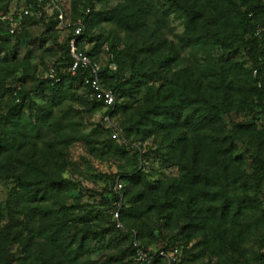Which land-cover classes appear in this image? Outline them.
I'll return each mask as SVG.
<instances>
[{
	"label": "trees",
	"instance_id": "obj_1",
	"mask_svg": "<svg viewBox=\"0 0 264 264\" xmlns=\"http://www.w3.org/2000/svg\"><path fill=\"white\" fill-rule=\"evenodd\" d=\"M13 1L24 5L11 33L2 16ZM59 2L0 0V183L7 187L0 264H147L134 260V238L144 249L157 239L159 250L195 248L217 264H264V0H71L62 29ZM170 15L183 24L176 42L162 39ZM77 20L75 48L100 64L101 82L114 93L107 109L80 72L68 71ZM100 22L135 37L120 47L114 35L96 33ZM37 24L43 30L33 37L27 28ZM39 49L52 59L43 66L53 77L39 73ZM98 111L109 115L117 139L102 122L81 130V114ZM149 140L155 145L143 150ZM75 143L99 160H123L112 179L122 182L119 191L111 185L109 196L92 202L67 196L77 187L65 176ZM170 166L176 175L153 179ZM113 236L127 245L104 247ZM162 261L156 255L149 264Z\"/></svg>",
	"mask_w": 264,
	"mask_h": 264
},
{
	"label": "rangeland",
	"instance_id": "obj_2",
	"mask_svg": "<svg viewBox=\"0 0 264 264\" xmlns=\"http://www.w3.org/2000/svg\"><path fill=\"white\" fill-rule=\"evenodd\" d=\"M23 3L22 1H13L10 4V13H14L15 14V22L13 23L12 26H10L9 32H18L20 29V14L19 11L20 9L23 7ZM59 5L61 7V9L64 11L65 14V19L63 21V24L58 26L59 29H62V27H64L63 25H67L71 23V14H72V8H71V0H60ZM102 6L96 5L95 8L96 9H100ZM14 11V12H12ZM46 15H50L52 13L51 8H47L46 9ZM9 14V13H8ZM100 29L96 30V33L98 32H102L104 35L111 37L112 35H114L117 39L120 40L119 44L120 47L123 46L124 42H128L130 39L134 38L135 35H131L130 33H127L123 30H121L120 28H118L117 26L111 24V23H107V22H100ZM166 26H163L161 29L164 33L162 39H166V41H175L176 42V38L175 35H177L178 33H180L183 30V24H181L180 20L175 18L173 15H170L168 17V19L166 20ZM30 31V34L33 37H38L41 33V31L43 30L42 25H32L31 27L27 28ZM62 31L61 33L64 32V30H59ZM92 46V43H86L85 44V49H89ZM35 46H31V49H34ZM106 49L107 46L106 44H104L101 52L99 53L100 56V61L102 63V65L104 63H106L107 61V57L108 55L106 54ZM24 53V49H21L20 51V55H22ZM35 55L37 54H41V56L44 57L43 62H39V73L43 74L45 73V75H48V69H44L43 65H47L48 68L50 65V61H52V59L50 58L48 53L43 52V50L39 49L33 52ZM242 56H244V53H242ZM33 61L38 62V58H33ZM247 65L249 64L248 62H246ZM44 75V74H43ZM82 118H79V121L83 124L84 126L81 127V130L83 132H89V130L91 129V125L94 123H98V122H102V111H98L96 113H93L92 115H90L89 113H84L81 114ZM233 117V116H232ZM227 118V117H226ZM236 120H239L240 117H233ZM92 123V124H91ZM103 123V122H102ZM239 144V153H244V151L246 150L247 146L243 143H238ZM145 145H149L151 147H153L155 145V143H152L151 140H149L146 144H144L142 146V149H145ZM250 147L248 148V150H253V148L251 147L252 145H249ZM68 157L70 162V172L65 173V176H70L71 179H73L74 181H76L77 187L75 190H72L71 192L67 193V196L69 197H75L78 196L79 198H81L82 200H86L89 202L92 201H99L100 199V194H104V195H108V189L109 187L112 185V187L114 188V185L112 183V179L113 176L115 177L118 173H119V166L122 164L123 160H118L117 158H109V159H102L99 160L98 158L92 157L90 156L84 145L81 143H75L74 145H71L69 150H68ZM245 156L248 158L249 157V153L246 152ZM248 160V159H247ZM249 161V160H248ZM155 169H157L159 167V164L157 162H155ZM159 170H161V168H159ZM163 172H157L156 174L153 175V179H156L158 177H164L165 175H169V176H173L177 174L176 171V167L175 166H170L167 168H164L162 170ZM117 183L121 184V188H122V182H118V180L116 179ZM115 182V183H116ZM120 188V189H121ZM6 190L7 187L5 186V184L0 183V209L3 207V202L6 196ZM119 191V190H117ZM120 205V203H117V207ZM116 209L112 210V220L115 222L116 226H118L120 229H124L121 222L118 219V215L116 214ZM121 237L117 236V238L115 236L112 237V240L109 241L107 246H104V244L100 243L98 245L99 248H94V250H92V254L93 256L97 255V252L100 251V248H110V247H114V246H118L119 244L122 245L123 247L126 246L123 242H121ZM137 241V243H139L141 246V242L140 240L134 238L133 242ZM151 244L149 245L148 248H146L147 251H150L152 253H158L159 251V247L161 246V241L159 239H157V241L154 242H150ZM246 245V246H245ZM244 249L246 251V255L247 257H252L253 254L256 251L257 248V243L255 242V238L254 240H250L248 241L247 244H245ZM104 246V247H103ZM143 247V246H142ZM182 248L178 245H175L167 250H163L166 253V257H162L165 262V264H171L174 262H178L180 260V257L183 256V260H184V264H217V260L216 259H209L207 256L204 255H198L197 254V249L193 248L190 249L188 251H186L185 253L182 252L181 250ZM174 259V261H173Z\"/></svg>",
	"mask_w": 264,
	"mask_h": 264
},
{
	"label": "built area",
	"instance_id": "obj_3",
	"mask_svg": "<svg viewBox=\"0 0 264 264\" xmlns=\"http://www.w3.org/2000/svg\"><path fill=\"white\" fill-rule=\"evenodd\" d=\"M38 1L40 2L43 0H38ZM23 14H28V10L24 9ZM59 18H60V25H62L64 21L62 13L59 14ZM2 19L7 20L8 23L12 26L13 23L15 22V14L9 13L7 15L2 16ZM73 28L74 29L72 32V39L70 40L69 43L72 60L68 67V71L71 74H76L77 72H80L82 74L83 84L88 88L90 97H95L97 100H101L105 106V109H107L109 106L114 104L115 101L114 93L110 88L104 87L101 82L100 64L92 61L85 51L75 48L76 37L81 35L82 33V24L80 20H77L76 23L73 24ZM48 75L51 77L54 76V72L52 69H49ZM101 118L105 127L111 130V137L113 139H117L119 137L118 132L116 131V128L110 121L109 115L102 114ZM120 188H121V184L116 182L114 185V189L119 190ZM116 214L118 215V213ZM133 245H134L133 258L135 261L139 263L149 264L153 261L156 255L160 257H166V253L163 250L159 251L158 253H152L144 249L142 246H140V244L137 243V241H134Z\"/></svg>",
	"mask_w": 264,
	"mask_h": 264
}]
</instances>
